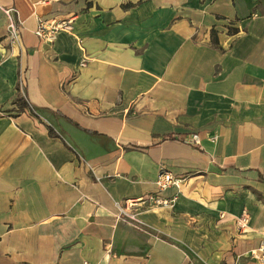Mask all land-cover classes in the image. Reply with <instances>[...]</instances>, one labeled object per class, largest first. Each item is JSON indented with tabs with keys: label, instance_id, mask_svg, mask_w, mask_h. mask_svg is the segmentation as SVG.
Returning a JSON list of instances; mask_svg holds the SVG:
<instances>
[{
	"label": "crops",
	"instance_id": "1",
	"mask_svg": "<svg viewBox=\"0 0 264 264\" xmlns=\"http://www.w3.org/2000/svg\"><path fill=\"white\" fill-rule=\"evenodd\" d=\"M161 167L185 179L175 207L121 216ZM259 246L264 0H0V264H254Z\"/></svg>",
	"mask_w": 264,
	"mask_h": 264
},
{
	"label": "built area",
	"instance_id": "2",
	"mask_svg": "<svg viewBox=\"0 0 264 264\" xmlns=\"http://www.w3.org/2000/svg\"><path fill=\"white\" fill-rule=\"evenodd\" d=\"M4 14L7 21V37L12 43H17L20 36V25L16 18L17 12L15 9L10 8L6 9ZM72 25L73 22L71 19L52 21L39 20L34 34L40 41L46 44H52L56 40L59 33H71L73 30ZM212 140L215 141V139ZM184 143L190 146H198L199 136L192 134L184 140ZM184 183L185 179L183 177L175 176L165 167H161L155 181L156 193L148 195L140 200L126 201L124 205H117L119 214L121 216H127L132 221H136L134 216L129 217L126 214L128 209L143 205L149 209H173L179 199L180 189ZM170 188H175L178 190V192L170 197L162 196V194ZM235 223L238 230L245 231L249 227L250 216L246 213H243L239 218L236 219ZM249 258L254 264H264V247L259 246L257 249L251 250L249 252Z\"/></svg>",
	"mask_w": 264,
	"mask_h": 264
},
{
	"label": "rangeland",
	"instance_id": "3",
	"mask_svg": "<svg viewBox=\"0 0 264 264\" xmlns=\"http://www.w3.org/2000/svg\"><path fill=\"white\" fill-rule=\"evenodd\" d=\"M132 209H137V208H132ZM134 216V219L136 220V213H131L129 214V217ZM239 218V217H238ZM130 219V218H129ZM131 220V219H130ZM132 221V220H131ZM137 221V222H136ZM136 221H132L133 223H137L140 224V222L138 220ZM241 232L240 230H238V233Z\"/></svg>",
	"mask_w": 264,
	"mask_h": 264
}]
</instances>
